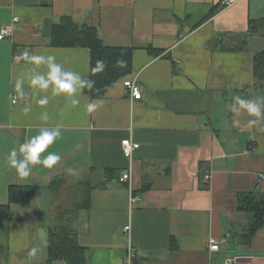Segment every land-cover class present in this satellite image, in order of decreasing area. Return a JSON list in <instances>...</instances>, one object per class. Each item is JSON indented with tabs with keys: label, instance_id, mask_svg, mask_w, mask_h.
Segmentation results:
<instances>
[{
	"label": "crops",
	"instance_id": "0c3cea01",
	"mask_svg": "<svg viewBox=\"0 0 264 264\" xmlns=\"http://www.w3.org/2000/svg\"><path fill=\"white\" fill-rule=\"evenodd\" d=\"M65 17L93 28L105 46L131 49L129 73L101 96L85 89L77 106L54 87L30 85L27 75L46 66L14 58L25 50L55 55L65 70L88 76V48L52 43L53 25ZM250 20L260 22L252 33ZM2 27L10 33L0 39V207L7 206L0 208V264H69L47 260L48 226L66 193L127 169V185L93 188L88 206L65 221L84 251L80 264H124L130 247L131 264H264V225L245 242L250 216L237 209L239 193H264V121L253 126L254 117L229 110L236 96L264 100V82L253 73L254 56L264 51V0H0ZM22 76L23 96L15 88ZM125 80L140 86L141 99L130 98ZM89 103L98 107L88 111ZM56 126L61 137L42 156L55 152L60 161L19 177L10 151ZM124 138L139 144L131 158L122 153ZM58 176L60 205L50 206L48 185ZM24 185L28 197L16 201L25 196L12 189ZM210 236L218 250L208 249Z\"/></svg>",
	"mask_w": 264,
	"mask_h": 264
},
{
	"label": "trees",
	"instance_id": "16d2710c",
	"mask_svg": "<svg viewBox=\"0 0 264 264\" xmlns=\"http://www.w3.org/2000/svg\"><path fill=\"white\" fill-rule=\"evenodd\" d=\"M260 22L250 20L249 32H254ZM62 24V25H59ZM52 43L60 46L78 45L86 47L91 54V70L87 78L95 81V86L89 93L96 97L103 95L117 79L126 76L131 69V49L125 47H111L102 44L96 36L95 30L89 27H78L70 22L68 17L54 24L51 31ZM103 60L105 67L103 71L93 72L96 68V62ZM119 61L124 65L120 66ZM253 73L256 80L264 82V51L256 53L254 56ZM114 170L106 173V179L96 185H91L89 181L78 182L74 187V196L71 205L58 212L55 223L48 226V258L50 261L54 258H62L69 264H80L85 261L83 249L78 246L74 233L70 226L65 222L70 215H74L81 209H85L89 204L90 192L93 188L107 187L111 180H118V173ZM63 185V177H55L50 183L49 188L53 194L60 192ZM14 186L12 191L22 190L24 198L20 197L16 201H26L28 197V188L30 186ZM147 187V186H144ZM11 189V188H10ZM144 188L140 190L143 191ZM10 191V198L14 199L15 193ZM7 207L2 206L0 208ZM237 209L249 214V223L246 231L243 233L245 242H249L256 231L264 225V193L252 195L249 193H239L237 195Z\"/></svg>",
	"mask_w": 264,
	"mask_h": 264
},
{
	"label": "clouds",
	"instance_id": "9594fccd",
	"mask_svg": "<svg viewBox=\"0 0 264 264\" xmlns=\"http://www.w3.org/2000/svg\"><path fill=\"white\" fill-rule=\"evenodd\" d=\"M22 58L35 65H44L47 71L44 73L36 72L29 73L27 78L30 85L33 88H39L41 90H47L49 87H54L57 94H65L70 98L71 104L77 106L80 104L78 96L85 90H92L95 86V81L83 76L76 71L65 70L62 64L57 63L55 55H33L28 50H25L22 54ZM120 66L124 65L123 61L118 62ZM96 68L93 72L103 71L105 62L98 60L96 62ZM25 77L17 79L15 88L17 92L23 96V83ZM235 103L229 106V110L238 114L241 110L245 111L249 116L255 119L249 120V124L256 126L264 121V100L245 99L240 96L234 97ZM47 98L40 100V104H47ZM98 107L95 103H89L87 105L88 111H93ZM30 106L24 108V112H29ZM41 119L48 121L49 116L47 112L42 113ZM233 126L238 127L239 121L233 120ZM264 131V128H261ZM62 129L60 126L56 127H42L38 134L30 137L25 142L19 145L18 148H13L8 156L9 164L15 169L17 175L21 178H28L31 175L32 167L35 165H43L46 168H52L56 165L61 156L55 152H48L46 156H42L48 148L61 137ZM73 169H67L69 174L73 173ZM32 254H35V249L32 250Z\"/></svg>",
	"mask_w": 264,
	"mask_h": 264
},
{
	"label": "built area",
	"instance_id": "2783aa9c",
	"mask_svg": "<svg viewBox=\"0 0 264 264\" xmlns=\"http://www.w3.org/2000/svg\"><path fill=\"white\" fill-rule=\"evenodd\" d=\"M225 4L229 3V0H224ZM18 20L17 16H14L12 21L15 22ZM9 28L8 27H2L0 28V39H4L6 36L9 35ZM15 59H22V55L16 54L14 55ZM124 86L126 87L130 98L132 99H141L142 93H141V88L140 86L134 81V80H125L123 82ZM15 98L12 99V102H15ZM139 144L137 142L132 141L129 138H124L121 141V149L122 153L126 158H131L132 154L135 149H137ZM207 177V176H206ZM130 180V169L124 170L120 177H119V182L128 184ZM139 196L137 194H133L130 197L131 202H135ZM129 224L125 225L123 227V231L125 234L129 233ZM207 247L209 250H218L219 249V243L218 240L212 236L209 237L208 242H207ZM135 257V249L134 248H127L126 250V255H125V260L124 264H131L133 258Z\"/></svg>",
	"mask_w": 264,
	"mask_h": 264
},
{
	"label": "rangeland",
	"instance_id": "374dc122",
	"mask_svg": "<svg viewBox=\"0 0 264 264\" xmlns=\"http://www.w3.org/2000/svg\"><path fill=\"white\" fill-rule=\"evenodd\" d=\"M58 194V193H57ZM49 195L51 196V201H50V206H52L54 203H56V204H59L60 203V201H59V194L57 195V196H55L54 194H52V192L51 191H49ZM73 196H74V193L72 194V190L70 191V193L69 192H67L66 193V197H65V199H67L66 200V204L67 205H65V203H63L62 205L63 206H65L64 208H62V209H65L66 208V206H68V204H70V198L72 197L73 198ZM70 199V200H69ZM60 205V204H59ZM61 208V207H60ZM50 212V211H49ZM53 223H55V218H53Z\"/></svg>",
	"mask_w": 264,
	"mask_h": 264
}]
</instances>
